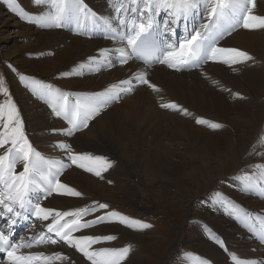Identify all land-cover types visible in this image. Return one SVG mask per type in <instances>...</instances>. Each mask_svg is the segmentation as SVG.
I'll return each mask as SVG.
<instances>
[{
  "label": "snow or ice",
  "instance_id": "obj_1",
  "mask_svg": "<svg viewBox=\"0 0 264 264\" xmlns=\"http://www.w3.org/2000/svg\"><path fill=\"white\" fill-rule=\"evenodd\" d=\"M2 2L19 19L42 29L71 27L75 34L88 38L99 36L114 45L98 49L97 55L60 73L61 78L91 75L114 68L117 64L127 65L130 61H141L144 65L129 78L110 84L99 92L73 96L58 87L46 85L36 77L18 73L11 62H5L8 70L18 74L24 87L43 101L55 118L66 122L65 128L52 130L53 134L66 138L88 129L93 120L113 104L133 94L139 86H147L152 92L160 93L162 89L149 78V70L157 64L175 72L200 70L201 75H205L203 68L209 62L238 71L234 66L254 61V57L235 47H223L221 41L241 29L264 30V16L254 14L257 0H109L110 14L106 15L98 14L85 0H31L34 7L41 9L35 14L23 8L19 0ZM161 14L164 15L163 21L158 19ZM181 27L182 31L178 32ZM213 84L215 86V82ZM221 90L230 92L229 89ZM233 95L235 99H244L239 93ZM0 97L4 98L0 102V150H3L0 153V220L4 221L0 226V254H6L9 264H53L54 261L73 264L61 252L51 255L22 252L34 246L62 243L81 253L90 264H124L133 250L131 245L95 247L114 242L117 237L76 233L112 223L142 232L152 228L150 223L108 211L109 205L98 201L67 211L44 207L41 203L53 193L65 197L83 196L74 187L61 182L60 177L66 169L75 166L104 179V173L114 166V161L91 152H76L67 140L53 143V151L59 156L42 153L26 134L20 110L3 72H0ZM159 107L189 115L186 108L175 102H161ZM195 123L214 131L224 127L220 122L203 118H196ZM260 140L264 142V136ZM260 155L264 156V153ZM18 165L22 170H17ZM250 167L259 171L252 175L242 174L243 190L264 198V163ZM210 202L224 207L230 217L247 226L253 237L264 243V218L257 221L220 192L214 193ZM102 210V214L96 215ZM33 218L41 222L42 230L19 241L15 239V226L25 221L32 229L35 227ZM209 239L228 251L223 240L216 235L210 233ZM230 259L233 264H250L236 254ZM256 264L261 262L256 261Z\"/></svg>",
  "mask_w": 264,
  "mask_h": 264
},
{
  "label": "rangeland",
  "instance_id": "obj_2",
  "mask_svg": "<svg viewBox=\"0 0 264 264\" xmlns=\"http://www.w3.org/2000/svg\"><path fill=\"white\" fill-rule=\"evenodd\" d=\"M92 1L94 0H85L88 5L94 8ZM19 2L30 13L35 14L40 11V9L33 6L31 0H19ZM107 2L106 0V8L108 7ZM100 10H103L102 7H99L97 11L104 15L109 13L108 8L106 9L107 11L104 10L105 13ZM254 14L264 16V0H257ZM12 16L17 21L25 23L24 20L19 19L16 15ZM43 31H59L60 33L57 34L63 37V42L62 40L58 41L56 46L54 42L51 43L52 41L49 42L48 40L31 51L21 52L19 57L15 56L20 59L21 63L28 61L26 64L18 62L15 64L12 58L8 59L5 57L0 47V72H3L6 76L7 86L20 110L24 125L26 123L24 119L25 106L30 107L29 113L35 118L36 124L34 126L31 125L30 128L25 127L26 134L29 136L34 147H39L46 154L59 156L58 152L52 151V145L57 140H63L61 139L63 136L55 134L54 137L52 136L47 139L41 134V127L38 124V117L41 115L40 112H42L44 102L35 98L20 81L19 85H12L13 78L11 73L9 74L10 71L6 67L5 62H11L12 65L17 66L18 73L34 76L43 82L44 80H48L47 76L51 77L52 81L64 89L74 91L75 95L101 91L110 84L129 78L137 70L134 67H129L132 63L129 62L127 65H116L111 70L91 75H73L61 78L59 77L60 73L67 72L78 62L97 55L98 49L114 47V45L112 42L106 40H88L79 36H73L61 29L41 28V32ZM244 31L248 30L242 29L235 36L233 35L234 37L229 38V41L225 44L229 47L245 50L254 57V61L237 65L238 71L236 72L227 69L228 67L221 64L219 65L223 68L215 67L218 64L209 65V69L205 75H201V72L178 74L169 71L163 66H157L158 68L155 67L149 70L150 80L162 89L160 93L152 92L147 86H139L133 94L113 104L101 116H98L87 130L83 131H92L98 118H105L93 130L112 142V145H108L109 150L107 154L94 153L106 156L114 161V166L104 173V179L97 178L93 174L86 173L76 167L69 168L62 174L61 182L74 187L83 193V196L80 198L66 197L65 199L64 196L54 193L52 198L49 196L48 199H43L41 202H46L47 200V204H53L57 210H64L70 206L80 207V205L98 201L107 203L109 205L108 211H117L127 217L150 223L152 228L142 232L112 223L83 230L82 233H76V235L112 234L117 237V240L111 244H101L95 247L116 245L119 248L123 245H131L132 249H138L133 251V255H129L130 257L126 260L127 263L125 262L124 264H129L130 261L135 263L140 261L139 264H159L172 245H177L175 249L177 251L172 253L169 264L190 263L192 259L198 257L197 252L201 253L195 245H217L209 239V230L202 228L201 221L210 224L218 233L224 236L226 245L231 250L227 254L236 252L237 255L245 257L250 264L252 263V259H261L263 261L262 264H264V254L256 256L252 248L250 251H245L248 245H252L249 243L248 234L238 229L226 217L227 211L225 208L218 204L217 208L219 212L212 214L214 212L204 205L211 203L209 198L214 193L222 191L221 193L225 194V190H220V188L229 189L231 194L240 198L235 185L229 181L230 176L237 174L249 164L257 162V153H254L253 150L255 148V141L260 135L262 126H264V30L249 31L251 35L250 40L245 42L236 41V35H242ZM73 38H80L84 41L83 45L76 52L79 55H76L70 62L67 59L63 63V67L59 65L58 68H61L59 70L57 68L55 74L53 73V69L55 68L41 66L43 63L40 60L45 57H51L56 60L58 57L55 54L67 44L72 43ZM29 40H35V38L18 37L11 49H15ZM94 41L101 42V45L85 50L86 45ZM47 44L49 47L45 46ZM50 48H54V50ZM43 50L47 52H43ZM19 64L22 67H19ZM43 68L47 70H43ZM123 69L125 71L122 74H118ZM15 74L18 78V74ZM41 74L47 76L45 77ZM91 79H95V81L90 84L85 83L90 82ZM67 80L71 83L67 84ZM213 82H215V86ZM65 84H67L66 87ZM248 86L250 91L247 90V95L245 96L244 92H246L245 90ZM222 88L229 89L230 92L222 91ZM140 90H146L154 105L152 109L155 108L159 112L158 114L154 112L155 118L153 117L154 120L156 119L154 123H157V125L153 126L148 123V125L140 124L137 126L124 115L118 118L117 114H119L120 109L124 106L125 99L137 97ZM235 93H239L242 96L244 94V99H235L233 95ZM3 99V97H0V102H3ZM161 102H175L186 108L189 115L185 116L172 110H163L159 107V103ZM215 102L221 103L222 107H216L214 112L211 109V104ZM145 104H147L146 101ZM105 115L107 116L105 117ZM196 118L220 122L224 127L214 131L206 125H197L195 123ZM176 120H184L186 122L185 124L181 122L182 124L176 125ZM55 126L53 125L52 127ZM107 128H112L111 130L115 129L117 133L114 134H118L120 130L122 133H128V135L123 138H118L117 136L112 138L111 135L114 134H107ZM193 128H198L200 131L192 134ZM125 144L131 148L127 152H124ZM231 145H234V148ZM76 152L93 153L90 149H80ZM220 152H229V158L225 159L223 155H220ZM0 153H2L1 150ZM206 154L209 155L207 156ZM219 155L221 156L220 158L216 161L214 160L215 162L212 161L203 169L201 160H205L204 163H206L212 157L216 156L217 158ZM208 157L210 158L208 159ZM194 165L199 167L197 168ZM200 167L204 173H202ZM78 175L89 178L104 188L112 190L114 196L103 198L97 190L84 184L83 181H79L76 178ZM108 181L112 183H108ZM243 199L245 203L253 208H264L263 200H254L251 197H243ZM103 211L96 213V215L102 214ZM216 218L224 222L218 223L215 220ZM237 232L244 233L245 238H237L235 236ZM211 234L213 233L211 232ZM140 249H145L143 254H137ZM63 250L75 254L70 248L68 249L64 246ZM59 264H65V262Z\"/></svg>",
  "mask_w": 264,
  "mask_h": 264
},
{
  "label": "bare ground",
  "instance_id": "obj_3",
  "mask_svg": "<svg viewBox=\"0 0 264 264\" xmlns=\"http://www.w3.org/2000/svg\"><path fill=\"white\" fill-rule=\"evenodd\" d=\"M92 2H93L94 9L95 8L98 9L99 7H102L103 10H100V11L105 13L104 10L107 9L106 8V6H107L106 5V0H94ZM12 15H15V14L13 12H11L7 8V6L2 2V0H0V47H1V49H2V51L4 53V55H5V57L8 58V59L12 58V61H14L15 64H16V62L21 63L20 62V59L19 58H16V57H19V54L21 52L31 51V50L37 48L38 46L43 45L44 42L45 41H48V40H49V42L52 41L51 43L54 42V45L57 46V42L58 41H61L62 38H63L61 35L57 34V33H60L59 31H50V32L49 31L48 32L43 31V32H41V28L39 26L34 25V24H31V23H27V22L23 23V22L17 21L16 18L14 16H12ZM10 30H12V31H10ZM234 36H235V34H234ZM18 37H23V38L24 37L25 38L26 37L27 38L28 37H33V38H35V40H29V41H27V42L19 45L17 48H15V49L12 48L11 49V47L13 45H15V41H16V39ZM73 39L74 40H73L72 43L67 44L64 48L60 49L58 52L56 51L57 54H55V55H56V57H58L56 60L52 59L51 57H45L44 59H41L40 61H41V63H43L41 66L42 67L43 66H47V67H50L52 69L55 68V69H53V71H54L53 73L55 74V71L57 70V68H58L59 65L60 66L62 65L61 67H63L64 66L63 63L65 61H67V59H68V62H70L76 55H79V53H76V52H77L78 48H80V46L83 45V42L84 41L81 40L80 38H73ZM235 39L238 42H245V41H248V40L251 39V35L249 34V31H244V33L242 35H239V36L236 35ZM230 41H231V39H230ZM62 42H63V40H62ZM100 45H101V42L100 43L97 42V41L96 42L95 41L94 42H90V44H87L86 45V49L85 50H87L89 48L99 47ZM45 46H48L49 47L48 44L45 45ZM50 49L54 50V48H50ZM43 52H47V51L46 50H43ZM26 63H28V61H23L21 64H26ZM117 65H119V64H117ZM19 67H22V65L19 64ZM129 67H134L135 70H139V69H142L141 67H144V66L142 64H140V63L132 62L129 65ZM215 67L223 68L219 64L216 65ZM247 67H248V65H247ZM15 68H17V66H15ZM60 68H58V70ZM35 69H37V67H35ZM227 69L231 70L230 68H227ZM43 70H47V69L46 68H43ZM124 71L125 70L123 69V71H119L118 74H122ZM225 72H227V71H225ZM10 73H11V76L13 78L12 79V85H19V81H20L19 78L16 77V74L15 73H13L11 71L9 72V74ZM41 75H43L45 77L47 76L45 74H41ZM47 79H48L47 81L49 82V84H50V82L55 83L54 81L51 80V77H48L47 76ZM94 81H95V79H91L90 82H85V83L86 84L87 83L90 84V83H92ZM66 83L67 84H70L71 82H69L67 80ZM55 84H57V83H55ZM67 84H65V87L67 86ZM253 86H256V85H253ZM247 90L250 91L249 86L246 88V90H245L246 92H244L245 96L247 95ZM145 92H146V90H140V91H138L137 97L131 98V99H125L124 106L120 109L119 114H117L118 115V118H120V116L122 117L124 115L128 120L133 121L134 124L137 125V126H139L140 124H146V125H148V123H149V125H153V126L155 124L157 125V123H154V122H156V119L154 120L153 117L155 118L154 115L155 114H158L159 112L155 108L152 109V107H154V105L152 104L151 99H150V96L148 95V93L147 92L145 93ZM244 94H243V96H244ZM145 101L147 102V104H145ZM216 107L221 108L222 107L221 103L219 104L218 102H215L214 104H211V109L212 110H214ZM29 112H30V107L25 106L24 107V115H25L24 119H25V122H26L25 123V127H27V128H30L31 125L34 126L36 124L35 123V118H33L32 115ZM154 112H155V114H154ZM214 112H215V110H214ZM40 114L41 115H39V117H38V121H39L38 124L41 127V130H40L41 131V134L45 138L48 139V138H51L52 136L53 137L55 136V134L52 133V130L53 129H63V128L66 127V125L59 118H55L52 115L49 107H46V104L45 103H44V106L42 108V112H40ZM234 114H235V112H234ZM117 115H116V117H117ZM106 116L107 115H105V117ZM104 119H105L104 117L98 118V120L95 122V125H94L93 130L96 129V126L98 125V123H100V121H102ZM150 122H151V124H150ZM175 122H176L175 124L177 125V124H180L181 122L185 124L186 121H184V120H176ZM53 125H56V126L55 127H52ZM111 129L112 128H107L108 131H106V133L107 134H110V135L111 134H114V133H117V131L115 129L114 130H111ZM92 131L89 130V131L83 132L81 134H78L77 133L72 138L62 137L61 139L67 140V142L71 143L75 151L80 150V149H90V150H92L93 153L107 154L108 153V150H109L108 145H112V142L110 140L105 139L100 133H98L96 131H93V132ZM199 131L200 130L198 128H193L192 134L195 133V132H199ZM127 135H128V133H125V132L122 133L119 130L118 131V134L111 135V137L113 138L114 136H117L118 138H123V137H125ZM58 136H60V135H58ZM124 146H125L124 152H127V151H129L131 149L127 144H125ZM231 146H232V148H234V145H231ZM202 154L205 155L204 153H202ZM220 155L221 156L223 155V157L225 159H228L229 156H230V153L229 152H226V153H221ZM220 155L217 156V158H216V156L212 157L211 160H208L206 163H204L205 160L204 161L201 160V162H202L201 165H203L202 166L203 169H205L212 161H214V160L216 161L218 158H220L221 157ZM209 158L210 157H208V159ZM194 166H197V165H194ZM198 167L199 166H197V168ZM201 171H202V168H201ZM202 173H204V171H202ZM76 178L79 181H83L84 184L89 185L91 188H94L95 190H97L99 192V195L100 196L102 195L103 198H109V197H113L114 196V192L112 190H109L106 187L104 188L102 185L94 182L93 180H91L89 178H86V177H83V176H80V175H78ZM64 198L66 199L65 196H64ZM47 199H48V197H47ZM41 203H42V206H44V207L56 209V207L53 204H47L48 203L47 200H46V202H41ZM86 204H89V203H86ZM86 204H84V205H86ZM84 205H80V207H83ZM75 208H79V207L70 206V207H68V208H66L64 210H61V211L72 210V209H75ZM215 220L218 223L224 222L223 220H220L219 218H216ZM208 233L210 234L211 232L208 231ZM235 236L237 238H243V239L245 238L244 237L245 235L242 232H237L235 234ZM155 238H157V237H155ZM249 243L252 244V245H248L247 246L248 247L247 250H245V249H243V250L250 251V249L252 248L254 250L253 253L256 256L259 255V254H264V249H259L258 248V245H254L255 243H253L251 241H249ZM62 245H64V244H62ZM107 246H109V247H117L118 248V246H116V245H113V246L107 245ZM150 246H154V245H150ZM195 247H197V250L199 252H201L200 254H202L205 257L211 259L213 262H215V264H232L231 262H233V261L231 260V262H230V260H229L230 257L233 254H236L237 255L236 252H234L233 254H227L228 252H225L224 249H221L218 245H195ZM176 248H177V245H172L171 248H169V251H167L166 256L162 258L163 260L159 264H169L171 262L172 253H174L175 251H177V250H175ZM134 250H138V249H136V248L133 249L130 254H132ZM144 250L145 249H140L139 252H137V254H139V253L143 254L144 253ZM54 252L64 253L66 256H68L70 258V261L73 262V264H90V262L87 261L86 258H84L82 254L79 255L77 253H75V254L68 253L65 250H63V246L55 247L54 248ZM230 252H231V250H230ZM228 255H229V257H228ZM134 256H132V257H134ZM238 256L240 258H244L245 259V257H243L241 255H238ZM139 262L140 261H137L135 263V262H131L130 261L131 264H139ZM172 262H173V259H172ZM176 262H178V261H176Z\"/></svg>",
  "mask_w": 264,
  "mask_h": 264
}]
</instances>
